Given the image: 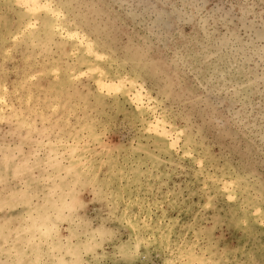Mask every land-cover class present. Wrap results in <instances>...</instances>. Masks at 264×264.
<instances>
[{
  "label": "rangeland",
  "instance_id": "rangeland-1",
  "mask_svg": "<svg viewBox=\"0 0 264 264\" xmlns=\"http://www.w3.org/2000/svg\"><path fill=\"white\" fill-rule=\"evenodd\" d=\"M0 264H264V0H0Z\"/></svg>",
  "mask_w": 264,
  "mask_h": 264
}]
</instances>
